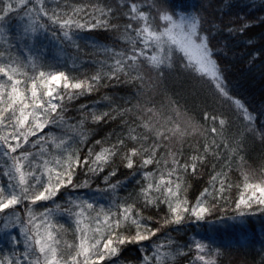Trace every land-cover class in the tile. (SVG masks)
Listing matches in <instances>:
<instances>
[{
  "label": "snow or ice",
  "instance_id": "snow-or-ice-1",
  "mask_svg": "<svg viewBox=\"0 0 264 264\" xmlns=\"http://www.w3.org/2000/svg\"><path fill=\"white\" fill-rule=\"evenodd\" d=\"M225 7L230 4L220 0H201L191 11L170 0H0V177L6 178L0 181V231L11 245L8 254L0 255V264H122L119 257L129 244L141 245L138 264H177L178 259L222 264L223 244L200 239L179 243L164 230L185 220L206 221L220 201L228 202L225 194L234 187L238 198L232 203L242 224L254 204L264 214V154L256 168L244 155L248 137L264 145V112L257 116L231 93L221 60L228 53L213 44L225 30L246 37L254 49L249 62L264 65V36L259 49L248 36L254 23L264 25V16L237 15L226 21ZM13 15L18 20L14 35L9 28ZM98 29L112 34L114 43L90 45L104 56L93 62L98 65L94 73L76 76L45 67L42 38L67 42L79 51L77 33ZM17 47L24 57L13 54ZM72 64L75 68V58ZM172 71L209 85L231 104L240 126L230 133L232 120L226 114L204 107L197 118L187 104L169 96L164 80ZM113 80L135 86L136 102L121 105L104 95L108 110L80 104L79 118L67 115L68 105ZM157 94L163 97L158 107ZM117 120L119 132L94 139L89 124ZM52 126L60 134L45 131ZM210 159L223 163L219 169L212 163L206 186L190 200L188 178L198 176ZM121 167L142 175L135 195H118ZM234 171L239 182L232 180ZM80 173L102 175L106 188L97 191L110 194L107 208L81 197H69L66 205L56 202L64 189L91 186L89 179L78 180ZM47 203L53 207L35 211L34 206ZM21 204L24 217L18 211ZM153 209L163 216L145 214ZM58 214L73 219L74 241L65 238L64 226L55 221Z\"/></svg>",
  "mask_w": 264,
  "mask_h": 264
},
{
  "label": "trees",
  "instance_id": "trees-1",
  "mask_svg": "<svg viewBox=\"0 0 264 264\" xmlns=\"http://www.w3.org/2000/svg\"><path fill=\"white\" fill-rule=\"evenodd\" d=\"M68 2L96 3L97 0H68ZM100 2L115 3V0H100ZM220 2L230 4V7L223 8L226 21L228 19H234L237 15L247 16L252 19L264 16L262 0H220ZM170 3L177 8L191 11L198 8L201 0H170ZM217 14L220 15V13ZM17 24L18 20L15 15H13L9 24V28L13 35L16 32ZM248 36L254 38L255 49H259L262 43L261 36H264V25L254 23L253 27L249 30ZM76 39L80 45L79 51L67 42L61 44L57 40L42 38L40 45L45 67L52 66L60 70L68 71L70 74L76 76H83L85 74L91 75L98 67V65L93 62L104 59V56L98 49L90 45L93 42H97L99 44L112 46L114 43L112 34L100 29L93 32H88L87 30L78 32ZM246 39V37L230 36L225 30L217 35L213 44L225 47L228 53L226 56H222L221 60L225 67V75L231 93L235 97L243 100L250 111L259 116L261 112H264V65H262L259 60L254 63L249 62L251 58L249 53L254 51V49L246 43ZM13 43H15V41H13ZM115 46L119 48L122 45L116 42ZM12 52L21 57L25 56L24 50L19 47L13 48ZM73 58L76 60L75 68L72 64ZM106 83L108 87H102L98 93L94 92L91 96L82 97L68 105L69 110L67 115L69 117L79 118L77 109L80 104H87L89 108L95 107L97 111L108 110V103L102 99L104 95L112 97L117 104L121 105L124 104L125 100H131L132 103L136 102L135 86L115 80L106 81ZM164 84L168 91V95L179 100L181 104H187L188 108L194 112L197 118L200 116L201 109L207 107L209 111L223 113L231 118L232 128L230 129V133L240 126V121L236 119L231 104L217 96L209 85L196 81L188 74L181 71L167 73ZM148 95L152 94L148 93ZM162 100L163 97L161 95L157 94L154 96V102L157 107ZM208 125L211 126V121L208 122ZM88 126L95 129L96 135L94 139H101L114 130L116 132L120 131L119 120L101 123L98 126L91 124ZM257 127H261L260 119L257 120ZM45 131H53L60 134V129L54 126ZM28 147L33 151L38 150L31 149V145ZM185 147L187 148V145ZM245 149L244 155L248 164L256 168L260 163L262 154H264V145H261L259 139L248 137L245 141ZM214 162L217 164V169H219L221 163H223V161L216 162L210 159L209 163L201 168L198 176H190L188 178L191 184L188 193L190 200L194 201L195 196L206 186L209 174L212 171L211 165ZM117 163H119L118 160ZM235 168L236 164L233 163V169L235 170ZM117 178L123 181V186L118 190V195L120 197H125L129 193L135 195V192L139 188L137 181H142V175L140 173L132 175L123 167L120 168ZM84 179L90 180L91 186L89 188L64 189L62 190L63 194L57 198L56 202L66 205V201L69 197H81L97 205L99 204L97 202L110 204V194L97 191L98 188H106V185L103 183L102 175L99 177H86L83 173H80L78 180L83 181ZM232 180L234 183L239 182L238 173L235 171L233 172ZM0 181L6 182V178L0 177ZM225 195L230 197L228 202L225 203V201H220L217 209L214 210L213 214L208 217L206 221L196 222L195 220H185L182 225H171L165 229L164 232L179 243H186L192 239H200L204 242L215 240L218 244H223L224 247L221 255L222 264H259L261 257L264 256V214L260 212V207L254 204L253 208L248 211L247 215L243 218L242 224L241 218L234 210L235 204L232 203L234 199L238 198V190L234 187L230 193H226ZM100 204L104 206L102 203ZM44 207H53V205L47 203L34 206L37 212L43 211ZM18 211L21 216L24 217L23 204L19 206ZM145 214H151L157 219L163 216V212L157 216L154 209ZM2 221L3 216L0 215V228H2ZM55 221L63 225L68 231L72 229L71 237L74 241L75 224L73 219L66 214H58L55 217ZM13 235H18V230H13ZM160 239L164 240L162 234ZM143 246L146 248L150 247L147 242H144ZM10 247L11 245L5 238L4 232L0 231V255L8 254ZM140 248L141 245L136 244L124 246L119 261L122 262V264H138L139 257L143 255ZM22 250L23 244L21 243L18 251ZM177 264H185V261L183 259H178Z\"/></svg>",
  "mask_w": 264,
  "mask_h": 264
},
{
  "label": "rangeland",
  "instance_id": "rangeland-1",
  "mask_svg": "<svg viewBox=\"0 0 264 264\" xmlns=\"http://www.w3.org/2000/svg\"><path fill=\"white\" fill-rule=\"evenodd\" d=\"M97 203H99L98 205L96 204L97 207L102 206L100 203L103 204V202H97ZM103 205H104L105 208H107V207L109 206L108 203H105V204H103ZM64 229H65V228H64ZM65 230H66V229H65ZM71 234H72V229H71L70 231L66 230V232H65V238H66L68 241H70V242L73 241V238L71 237ZM74 239H75V237H74Z\"/></svg>",
  "mask_w": 264,
  "mask_h": 264
}]
</instances>
